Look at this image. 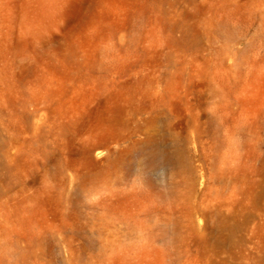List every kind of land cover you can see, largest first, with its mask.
Here are the masks:
<instances>
[{
  "label": "rangeland",
  "instance_id": "374dc122",
  "mask_svg": "<svg viewBox=\"0 0 264 264\" xmlns=\"http://www.w3.org/2000/svg\"><path fill=\"white\" fill-rule=\"evenodd\" d=\"M0 264H264V0H0Z\"/></svg>",
  "mask_w": 264,
  "mask_h": 264
},
{
  "label": "bare ground",
  "instance_id": "6f19581e",
  "mask_svg": "<svg viewBox=\"0 0 264 264\" xmlns=\"http://www.w3.org/2000/svg\"><path fill=\"white\" fill-rule=\"evenodd\" d=\"M172 157L174 160H179L181 158V154L178 151H175Z\"/></svg>",
  "mask_w": 264,
  "mask_h": 264
}]
</instances>
